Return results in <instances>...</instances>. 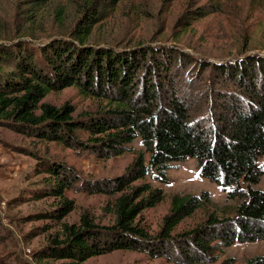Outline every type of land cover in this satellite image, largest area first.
Masks as SVG:
<instances>
[{
    "label": "trees",
    "instance_id": "16d2710c",
    "mask_svg": "<svg viewBox=\"0 0 264 264\" xmlns=\"http://www.w3.org/2000/svg\"><path fill=\"white\" fill-rule=\"evenodd\" d=\"M81 1L82 21L68 36L0 44V126L103 159L131 151L137 139L143 150L123 174L100 179L40 158L36 172L45 174L44 186L34 194L52 197L54 205L38 218L61 223L76 208L66 196L75 188L111 196L115 219L106 226L85 214L79 223L63 222L34 258L84 264L127 250L174 264H213L235 243L264 241V190L254 188L264 176V55L209 62L168 46L93 44V28L121 0ZM213 5L208 12L221 10L220 1ZM196 12L208 13L204 7ZM69 87L100 107L77 115L70 104L43 101ZM188 159L196 160L201 178L237 201L233 211L214 208L203 222L176 232L185 219L213 205L209 192L176 193L152 232L141 215L165 198L152 181L168 182L171 164ZM245 264H264V256Z\"/></svg>",
    "mask_w": 264,
    "mask_h": 264
},
{
    "label": "rangeland",
    "instance_id": "374dc122",
    "mask_svg": "<svg viewBox=\"0 0 264 264\" xmlns=\"http://www.w3.org/2000/svg\"><path fill=\"white\" fill-rule=\"evenodd\" d=\"M214 1L221 2V10L208 12ZM84 6L81 0H0V44L16 40L39 44L68 36L82 21ZM201 7L208 13L198 17L196 11ZM89 42L118 47L168 46L209 62L264 55V0H121L93 28ZM43 101L58 107L70 104L77 115L94 113L100 107L95 99L83 96L75 87L52 92ZM128 148L132 150L103 159L0 126V264H62L63 260L39 263L34 254L61 232L63 222L79 223L85 214L100 225L114 222L109 206L111 196L75 188L66 196L75 201L76 208L61 223L38 218L54 205L52 197L39 199L34 194L35 189L44 186L45 174L36 172L40 158L67 164L84 178L100 179L123 174L136 152L143 150L141 140H135ZM166 173L168 182L151 180L153 186L163 189L164 200L141 215L152 232L159 230L170 209L171 196L176 193L209 192L213 202L210 208L200 209L185 219L176 232L203 222L214 208L227 206L229 212L233 211L237 201L229 200L217 184L201 178L195 159L172 163ZM254 188L264 190V176ZM254 256H264V241L235 243L213 264L227 259H233L231 264H245ZM84 264L174 263L137 251L117 250L92 257Z\"/></svg>",
    "mask_w": 264,
    "mask_h": 264
}]
</instances>
